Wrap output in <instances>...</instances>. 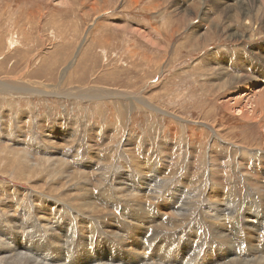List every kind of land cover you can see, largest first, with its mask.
Masks as SVG:
<instances>
[{"label":"rangeland","instance_id":"374dc122","mask_svg":"<svg viewBox=\"0 0 264 264\" xmlns=\"http://www.w3.org/2000/svg\"><path fill=\"white\" fill-rule=\"evenodd\" d=\"M221 1L39 0L35 4L31 3L32 0H0V229L7 230L9 237L16 229L20 237L25 235L23 239L26 240H9L12 248L18 245V250H29V257L40 264H51L56 254L49 250V234L44 237L45 233L35 224L37 214L46 219L57 212L61 220L71 218L75 224L77 220L69 218L67 214L71 211L64 206L59 209L49 206L51 210L41 212L47 207L42 198H59L60 202L74 207L72 212L75 213V207L84 197L83 191L91 194L96 206L108 209L115 235L106 238L116 237V223H124L123 218H127L128 222L129 219L134 220L132 212L136 209L135 204L130 206L114 200L116 194L113 191L118 190V181L129 173L132 175L129 181H142L145 169L153 166V170L161 171L160 178L168 180L155 195L154 203L146 204V212L149 210L154 216H161L164 212L169 214L170 211L163 207L170 198L182 208L187 202V195L181 193L180 188L197 194L194 202L186 206L189 216L171 225L168 215V230L162 225L165 230L160 228L157 230L159 234L153 238L188 235L195 243V248L186 251V256L193 257L192 260L195 249L205 244L231 250V243L237 237L238 240L244 239L240 244L236 242L237 251L244 256L245 253L239 249L245 247L241 244L245 243L246 236L241 232L257 242L255 252L264 251V234H260L264 232L261 222L264 220V112L245 120L236 110L227 108L240 103L238 109L250 112L246 108L250 98L247 95L264 91V84L249 78V69L254 66L259 69L257 74L264 75V11L260 9L250 18L258 26L256 33L253 28L245 26L243 19L228 30L234 25L231 14L237 16L241 12L235 9L237 13H234ZM231 1L228 0V3L238 5ZM261 7H264V2ZM261 14L262 23H259ZM234 28L245 32L244 35L231 39L229 32ZM252 53L261 54L260 59ZM248 65L250 68L247 71ZM236 77L240 79L236 80ZM76 89H85V92L76 93ZM98 89L109 94L98 93ZM115 91H118L117 94ZM81 95L85 96L77 97ZM246 122L251 124L246 125ZM202 129L207 132L197 139ZM243 131L247 134L249 131L248 141H244ZM59 132H66V135L57 138L55 134ZM231 132L237 135L236 138H228ZM49 133L53 135L48 137ZM218 138L230 139L232 144L252 149V153L247 154L244 169L237 167L232 171L224 166L237 156L230 157L231 150L220 151L219 156L215 149L210 151V145L218 142ZM16 141L17 144L14 143ZM49 142H53L52 145ZM6 148L30 154L31 162L59 156L66 165L51 172L46 169V172L34 177L36 180L18 179L19 172L13 162L10 161L6 170L2 164L3 155L9 153ZM210 152L214 162H210ZM208 162L215 164V176L210 179L221 185L220 192L224 194L223 201L226 203L224 210H228L222 230L228 238L227 243L213 234L208 223L215 202L214 189L210 190L211 183L208 182ZM102 166L105 168L101 169ZM66 167H69L68 170ZM83 172L88 173H84L88 177ZM150 177L158 178L155 175ZM107 179L113 189L108 187L109 183L102 182ZM157 185L155 181L152 187ZM33 188L36 193H31L35 191ZM117 192L122 193L120 190ZM109 196L112 201L107 205L105 200ZM10 201L14 202L12 208L5 206ZM158 206H162V213ZM26 212L29 213L26 215ZM229 212L232 214L228 215ZM246 212L248 214L244 218ZM135 215L140 222L137 232L143 234L147 228L143 226L148 225L151 219L148 215L147 218ZM22 220L37 228L18 230L21 224L14 228L12 222ZM254 220L259 223L252 225ZM53 224L67 227L56 222ZM33 231L40 233V237ZM86 231L95 232L89 226ZM0 236L5 240L4 235ZM4 240L0 241L3 245ZM145 240L148 241V238ZM4 246L6 248L2 249V253L5 250L7 253L10 249ZM223 248L213 251L215 254L212 250L208 252L212 258L222 257L224 260L228 255ZM197 253H200V259L207 255L205 252Z\"/></svg>","mask_w":264,"mask_h":264},{"label":"bare ground","instance_id":"6f19581e","mask_svg":"<svg viewBox=\"0 0 264 264\" xmlns=\"http://www.w3.org/2000/svg\"><path fill=\"white\" fill-rule=\"evenodd\" d=\"M39 0H32L31 3H35L37 4ZM235 1V3H237V6H234L231 3H228V0H222L221 3H225L231 11H234L235 9H239V11L241 12L239 15V12H235L237 13V16L235 14H231V18L234 22V25L229 26L228 30L230 27H234L235 25H237V23L239 21H241L242 19L244 20V22L246 23L245 26H248V29L253 28V30L257 31L258 26L256 27V25L254 23H252L251 21V17L252 14L254 12H258L260 9H262L264 11V7H261L262 3L264 2V0H233ZM231 1V2H233ZM139 2V1H138ZM44 4V3H43ZM64 4V3H63ZM204 4V3H203ZM225 7V5H223ZM207 7V6H205ZM97 8V6H96ZM157 8V7H156ZM184 8V7H183ZM187 9V8H186ZM222 9V8H221ZM226 10V9H225ZM185 12V10H183ZM190 11V10H188ZM209 11V10H208ZM194 12V11H193ZM229 12V11H228ZM187 13V12H186ZM204 13V12H202ZM233 13V12H232ZM257 14V13H256ZM205 15V13H204ZM221 15V13H220ZM240 16V17H239ZM263 14L260 15V18L258 19L259 23H262V18ZM202 17V16H201ZM206 17V16H205ZM212 17V16H211ZM225 17V16H224ZM192 18V17H191ZM203 18V17H202ZM221 18V17H220ZM221 19H219L220 21ZM229 20V19H228ZM186 21V20H185ZM210 21V20H209ZM208 21V22H209ZM222 22V21H221ZM192 23V22H190ZM229 23V22H228ZM215 25V24H214ZM244 25V24H243ZM202 26V24H201ZM223 26V25H222ZM199 27V26H198ZM219 27V26H218ZM184 28V27H183ZM215 28V26H214ZM217 28V27H216ZM224 28V26L222 27ZM240 29V27H238ZM185 29V28H184ZM239 29L234 28V29H230V34L229 37L231 39H236L238 37H241L244 35L245 32H241L239 31ZM243 29V28H242ZM143 29H141L140 31H142ZM227 30V29H226ZM195 32L198 30H194ZM192 31V33L194 32ZM140 32V33H141ZM172 32V31H171ZM199 32V31H198ZM220 31L218 30V33ZM203 33V32H201ZM221 33V32H220ZM144 35V33H142ZM210 34V33H209ZM206 35V32H205ZM145 36V35H144ZM197 37V36H196ZM199 37V36H198ZM201 37V36H200ZM146 38V37H145ZM253 55H258V58L260 59L261 54L259 53H252ZM254 57V56H253ZM257 58V57H255ZM250 65H248L247 67V71ZM210 69V68H209ZM252 71H251V70ZM250 75L249 78H251L253 81L255 82H261V84H264V75L262 74H257L259 69H257V67H253L250 68ZM215 70V69H214ZM213 70V71H214ZM257 72V73H256ZM217 73H219L217 71ZM221 73V72H220ZM207 74V73H206ZM214 76V75H213ZM222 76V75H221ZM219 76V77H221ZM231 76V75H230ZM228 78V77H227ZM225 79V78H224ZM240 79L239 77H236V80ZM217 80V84H218V79ZM248 80V79H247ZM221 81V78H220ZM223 81V79H222ZM228 81V80H227ZM241 81V80H240ZM62 82V81H61ZM60 82V84H61ZM65 82V81H64ZM215 82V81H214ZM213 82V83H214ZM63 83V82H62ZM209 83V82H207ZM211 83V82H210ZM209 83V84H210ZM223 83V82H222ZM232 83V82H231ZM236 83V82H235ZM2 84V83H1ZM7 84V83H6ZM202 84V83H201ZM220 84V83H219ZM226 84V83H225ZM244 84V83H243ZM252 84V83H251ZM3 85V84H2ZM70 85V84H69ZM6 85L4 84V87ZM211 86V85H210ZM225 86V85H224ZM57 87V86H56ZM215 87V85H214ZM213 87V88H214ZM236 87V86H235ZM22 88V87H21ZM29 88V87H28ZM35 88V87H34ZM73 88V87H72ZM97 88V87H96ZM102 88V87H101ZM219 88V87H218ZM225 88V87H223ZM222 88V89H223ZM230 88V87H229ZM3 89V88H2ZM26 89V88H25ZM59 89V88H58ZM57 89V90H58ZM154 89V88H153ZM235 89V88H234ZM238 89V88H237ZM1 90V89H0ZM53 90V89H52ZM83 90V89H82ZM82 90H78L76 89V93L77 91H82ZM85 90V89H84ZM83 90V91H84ZM89 90V89H87ZM110 90V89H108ZM107 90V91H108ZM112 90V89H111ZM206 90V89H205ZM221 90V89H220ZM263 90V89H260ZM4 91V90H2ZM6 91V90H5ZM48 91V90H47ZM207 91V90H206ZM51 92V91H50ZM58 92V91H57ZM85 92V91H84ZM83 92V93H84ZM90 92V90H89ZM96 92H100L103 94H106L108 92H102V90H97ZM116 92V91H115ZM114 92V93H115ZM118 92V91H117ZM117 92L115 94H117ZM260 94L256 93L252 94V95H247L250 96L249 100H248V104H247V109L249 108L250 110V114L248 112H246V109H238V105L240 103L235 104V106L230 105L231 107L227 106L228 110L229 109H234V111L236 110L237 113L242 117V119L245 120H249V119H253V117H256L257 113H260V115L263 114L264 112V91H259ZM11 93V92H10ZM47 93V92H46ZM55 93V92H54ZM111 93V92H110ZM121 93V92H120ZM254 93V92H253ZM62 94V93H61ZM69 94V93H68ZM73 94V93H72ZM91 94V93H89ZM87 94V96L89 95ZM109 94V93H108ZM113 96V93H111ZM114 94V95H115ZM119 94V93H118ZM207 94V93H206ZM217 94V93H216ZM248 94V93H247ZM74 96L76 95L75 93L73 94ZM126 95V94H125ZM131 95V94H130ZM52 96V95H51ZM85 95H81V96H77V97H84ZM109 96V95H108ZM117 96V95H115ZM121 96V95H120ZM124 96V95H122ZM127 96V95H126ZM136 96V95H135ZM245 96V94H244ZM68 97V96H67ZM76 97V96H75ZM119 97V95H118ZM133 97V96H132ZM140 97H142L140 95ZM89 98V97H88ZM90 98H92L90 96ZM130 98V96L128 97ZM139 98V97H138ZM78 99V98H77ZM112 99V98H110ZM114 99V98H113ZM144 99V98H143ZM243 99V98H242ZM246 99V98H245ZM71 100V99H70ZM108 100V99H107ZM121 101V99H119ZM145 100V99H144ZM119 101V102H120ZM126 101V100H125ZM147 101V100H146ZM102 102V101H101ZM113 102V101H112ZM118 102V101H117ZM124 102V101H123ZM140 102V101H139ZM128 103V101H127ZM164 103V102H163ZM166 103V102H165ZM131 104V103H130ZM135 103H133L134 105ZM139 104V103H138ZM152 105V104H151ZM131 106V105H130ZM145 106V105H144ZM150 107V106H148ZM153 107V106H152ZM225 107V106H224ZM145 109V108H144ZM133 110V109H132ZM134 110H135V106H134ZM148 110V109H147ZM151 111V110H150ZM158 111V110H157ZM132 112V111H131ZM153 112V111H152ZM151 112V113H152ZM165 112V110H164ZM130 113V112H128ZM166 113V112H165ZM169 113V112H168ZM150 114V113H149ZM168 115V114H167ZM172 115V114H171ZM161 116V115H160ZM173 116V115H172ZM258 116V115H257ZM264 116V115H262ZM28 118V117H27ZM161 118V117H160ZM173 118V117H172ZM171 118V119H172ZM259 120V119H258ZM74 121H76L74 119ZM180 121V119H179ZM192 121V120H191ZM261 121H262V117H261ZM264 121V120H263ZM181 122V121H180ZM73 123V122H72ZM259 123V122H258ZM98 124V123H97ZM96 124V125H97ZM243 124V123H242ZM246 125H249L251 123L246 122ZM185 125V124H184ZM2 126V125H1ZM60 126V125H59ZM193 126V125H192ZM91 125H90V129H91ZM187 127V126H186ZM189 127V126H188ZM191 127V126H190ZM214 127V126H213ZM67 129V128H66ZM72 129V128H71ZM89 129V132H91ZM109 129V127H108ZM111 129V128H110ZM204 129V128H203ZM200 131L201 133H199V135L197 136V139H199V136H201V134H206L207 131ZM24 130V129H23ZM47 130V129H46ZM92 130V129H91ZM183 130V128H182ZM186 131H188V129H186ZM222 131V130H221ZM236 132V131H235ZM70 133V132H69ZM73 133V132H71ZM79 133V132H78ZM92 133V132H91ZM218 133V132H217ZM10 134V133H9ZM53 135V133H51ZM51 134L49 133L47 136L50 137ZM55 134V133H54ZM129 134V133H128ZM197 134V133H196ZM216 134V132H215ZM249 134V131H248ZM247 131H243V136H244V141H248L247 137H248ZM66 135V132H59L56 133L55 136L57 138H62L63 136ZM14 136V135H13ZM206 136V135H205ZM236 134L234 132H231L228 134V138L233 139L234 137L236 138ZM41 137H44V135H42ZM46 137V136H45ZM71 137V136H70ZM79 137V136H78ZM90 137V136H89ZM221 137V136H220ZM4 138V137H3ZM14 138V137H13ZM12 138V139H13ZM19 138V137H18ZM208 138V137H207ZM1 139V138H0ZM15 139V138H14ZM22 139V138H20ZM43 139V138H42ZM68 139V137H67ZM78 139V138H77ZM76 139V140H77ZM224 139V138H223ZM229 139V140H230ZM250 139V138H249ZM3 140V139H2ZM44 140V139H43ZM73 140H75L73 138ZM129 140V139H128ZM229 140H222L220 138H218V142H212V144L210 145V151H212L213 149H215V151L217 152V156L220 155V151H224L225 150H231L232 154L230 157H234L236 156L235 154H237V156L233 159H231L230 161H227L224 165L227 169L235 171L237 167H239V169H244V166L246 164L245 160L248 159L247 154L252 153V149L247 150V146L246 147H240L236 144H232ZM15 141V140H12ZM20 141V140H19ZM47 141V140H45ZM52 141V140H51ZM213 141V140H212ZM221 141V142H220ZM65 142V141H64ZM70 142V141H68ZM6 143V142H5ZM15 144L18 143V141L14 142ZM13 143V144H14ZM51 143V142H49ZM53 143V142H52ZM51 143V145H52ZM56 143V142H55ZM132 143V142H131ZM41 144V143H40ZM59 144V143H58ZM43 145V144H42ZM49 145V144H48ZM60 145V144H59ZM63 145V144H62ZM67 145V144H66ZM72 145V144H71ZM70 145V146H71ZM124 145V144H123ZM27 146V145H26ZM50 146V145H49ZM61 146V145H60ZM69 145H67L68 147ZM253 146V145H252ZM63 147V146H62ZM65 147V146H64ZM72 147V146H71ZM236 147V148H235ZM23 148V147H22ZM52 148V147H51ZM126 148V147H125ZM90 149V148H89ZM98 149V148H97ZM249 149V148H248ZM8 150V154L3 155V159H1L3 162L2 164H4V169L6 170V167L10 164V161L13 162V166H15L16 170H18L19 175H17L18 179H26L27 181L29 179H35L34 177L37 175H41L43 174V172H46L48 170H53L55 171L58 167H61L63 164L66 165V162L64 160H62L61 158L56 157H50L48 159L45 158V161L40 162H31L30 161V154L28 155L27 153H19V152H13V150L6 148L5 151ZM33 150V149H32ZM92 150V149H91ZM94 150V149H93ZM101 150V149H100ZM103 150V149H102ZM107 151V148L105 149ZM206 151V150H205ZM93 153V151L91 152ZM107 153V152H106ZM109 153V152H108ZM205 153V152H204ZM104 154V153H103ZM111 154V153H110ZM211 152L209 154V158L211 159L210 162H214L213 157L211 156ZM227 154V153H226ZM10 155V156H9ZM17 155V156H15ZM202 155V154H201ZM206 155V154H205ZM230 155V152H229ZM29 156V157H28ZM98 156V155H96ZM33 157V156H32ZM45 157V156H43ZM100 157V156H98ZM104 157V156H103ZM106 157V156H105ZM109 157V155H108ZM107 157V158H108ZM205 157V156H204ZM203 157V158H204ZM238 157V158H237ZM40 158V157H39ZM93 158V157H92ZM202 158V157H201ZM239 158H241V160H239ZM35 159V158H34ZM225 159V158H224ZM227 159V158H226ZM67 160V159H66ZM108 160V159H107ZM101 161V160H98ZM97 161V162H98ZM205 161V160H204ZM203 161V162H204ZM209 161V160H208ZM107 162V161H105ZM109 162V161H108ZM208 162V166L210 169L209 174V178H208V182L209 184L211 183V187L210 190H213L214 193V197L215 198V202L212 204L213 205V210L211 211L212 215L210 217H208V223L213 231V234L223 243H227L228 242V238L227 236L223 233V227H224V219L226 218V212L224 209L226 208V203L223 201V196L224 194H222L220 192V190H222L221 185L218 183H215L212 181V179H210L212 177V175L215 176V169L213 170V166L215 164H212ZM103 163V162H102ZM109 164V163H108ZM260 164V163H259ZM200 165V164H199ZM68 166V165H67ZM100 166V165H99ZM105 166V165H104ZM223 166V167H224ZM107 167V165H106ZM229 167V168H228ZM12 168V167H11ZM69 168V167H68ZM68 168L66 167L65 169L68 170ZM105 168V167H104ZM103 166L101 169H104ZM123 168V167H122ZM121 168V169H122ZM60 169V168H59ZM87 169V168H86ZM99 169V170H101ZM119 169V168H118ZM260 169V168H259ZM125 170V169H124ZM162 170V168L160 169ZM9 171V170H8ZM72 171V170H71ZM105 171V170H104ZM113 171V170H112ZM111 171V172H112ZM118 171V170H117ZM120 171V170H119ZM259 171V170H257ZM88 172V171H87ZM93 172V171H91ZM116 172V171H115ZM166 172V171H165ZM86 172H83V174ZM89 173V172H88ZM86 173V174H88ZM95 173V171H94ZM106 173V172H105ZM119 173V172H118ZM69 174V173H68ZM67 174V175H68ZM84 174V175H86ZM124 174V173H122ZM7 175V174H6ZM72 175V173H71ZM107 175V174H105ZM104 175V177H105ZM113 175V174H112ZM144 180L143 178L141 179L142 181L139 182H131L129 181L132 177L131 173L124 174L122 178H120V180L118 181V190L117 191H122V193L117 192L116 190H114L113 192L116 194L114 196H116L114 198L124 202L128 205L130 204H135L136 209H134V211L132 212L134 214V220L133 219H129L130 222L126 221L128 220L127 218H123V222L120 223H116V237H112L111 239H107L106 236H114V231H113V219L109 218L108 216L111 215L108 211V209L106 210H102L101 207L96 206L94 201H92L91 198V194L88 192H84L82 194H84V197H82L80 199V202L77 206V208L75 207V213L72 212L73 208L70 207V205L68 203H64L63 201L60 202V200H56L50 196H46L43 199V202L47 205V207L42 208V211H47V210H51L49 206H55V208L59 209L60 206H64L65 208H68L71 211V214H67L70 217H75L77 220V224L73 223V221L70 219H67L64 221V219L61 220V217L57 214V212H53L54 216L52 217V215H49L48 218L44 219L43 217L39 216L37 214V220L35 222V224L39 225L42 232L45 233L47 240H48V246H49V250L53 251V253H55L56 255L54 256V258L52 259L51 264H264V251L260 250L258 252L254 251L255 245L257 244V242L249 239L247 237V235L245 234V232H241L243 233L246 238H245V243L241 244L244 245L245 247L243 249H239L241 252H244L245 255H241L237 249V245L236 242L242 243L244 239L238 240L239 237L236 238V241L231 243V250H225V248H223L222 246L213 248L211 245H209V247L205 244L204 247H201L199 249H195L196 252H205L207 255L203 258L200 259L199 254L200 253H193V256L195 257L193 260L191 258V256H186V254L190 248H195L192 239L189 238L188 235H186L185 237H180V236H175L174 238H168V239H163L164 237H166L165 235H161L158 236L156 238L155 234H159L157 233V230L159 231V229L161 228L163 230L164 227H162V225H165V229L168 230V220H169V216H170V224L171 225H175L177 224L180 220L182 219H186L189 216L188 213V209L186 208V206H189V204H192V202H194L193 200L197 197L196 193H189L186 190H183L182 188H180V192L183 194L187 195V202L185 203V205L181 208L180 206H177L172 199H168L167 205L166 207H163L165 210L170 211L169 214H167L166 212H164L163 215L161 216H154L152 213H149L148 211H145V206L148 203L153 204L156 197L155 195H158V192L160 191V188H163L166 185V182L168 180V178H160L161 177V171L159 170H153V166L150 167L149 169H145L144 171ZM150 175H155L158 178H152L150 177ZM87 176V175H86ZM122 176V175H121ZM166 176V175H164ZM85 177V176H84ZM88 177V176H87ZM119 177V175H118ZM61 178V177H60ZM58 178V180L60 179ZM86 178V177H85ZM102 178V177H101ZM110 178V177H109ZM108 178V179H109ZM15 179V178H14ZM50 179V178H49ZM89 179V178H88ZM87 179V180H88ZM106 179V178H105ZM107 180H103L102 182H106L108 184V187L111 186V182H109ZM151 179L150 183L149 180ZM154 179V180H153ZM36 180V179H35ZM43 180V179H42ZM85 180V179H84ZM82 181V179H81ZM90 181V180H89ZM116 181V180H115ZM155 181H157L158 185L157 187L153 188L152 185L155 183ZM52 182V181H51ZM86 182V181H85ZM38 183V182H37ZM79 183V182H78ZM152 183V184H151ZM55 184V183H54ZM57 184V183H56ZM60 184V183H59ZM83 184V183H81ZM80 184V185H81ZM86 184V183H85ZM116 184V185H117ZM113 185V184H112ZM76 186V184H75ZM74 186V187H75ZM84 186V185H82ZM66 187V186H65ZM71 187V186H70ZM106 187V186H105ZM105 187H101V189L105 188ZM117 187V186H116ZM151 187V188H150ZM132 188V189H131ZM150 188V189H149ZM34 189V188H33ZM39 189V188H37ZM58 189V188H57ZM80 189V188H79ZM107 189V188H105ZM113 189V188H112ZM136 189H138V193H135ZM157 189V190H156ZM259 189V188H258ZM35 190V189H34ZM83 190V188H82ZM257 190V189H256ZM37 190H35L34 192L31 193H36ZM40 191V190H39ZM111 191V190H110ZM178 191V190H177ZM176 191V196L178 194V192ZM59 192V191H58ZM56 191V193H58ZM64 192V191H63ZM106 192V191H105ZM53 193V192H52ZM55 193V194H56ZM39 194V193H38ZM61 194V193H60ZM105 194V193H104ZM122 196H121V195ZM148 194V195H147ZM64 195V194H63ZM71 195V193H70ZM32 196V195H31ZM35 196V195H34ZM33 196V197H34ZM75 197V196H74ZM111 196H109L107 198L106 204L109 205L111 203L112 200H110ZM209 197V196H208ZM35 198V197H34ZM40 198V197H39ZM100 198V197H99ZM31 199V198H30ZM103 199V198H101ZM126 201H124V200ZM217 199V200H216ZM75 201V199H74ZM79 201V200H78ZM165 202V201H164ZM70 203V202H69ZM17 204V203H16ZM19 204V203H18ZM101 204V202H100ZM165 204V203H164ZM162 204V205H164ZM8 208H12L14 206V202L10 201L9 203H7V205H5ZM36 206V205H35ZM124 206V205H123ZM131 206V205H130ZM139 207V208H138ZM132 208V207H131ZM159 208V212L162 213V206H158ZM208 209H210V207H207ZM20 209V208H19ZM54 209V208H53ZM104 209V208H103ZM41 210V209H40ZM136 210V211H135ZM200 210V209H199ZM18 211V210H17ZM78 211V212H77ZM64 212V211H63ZM20 213V212H19ZM29 212H26V215ZM149 213V215H148ZM60 214V213H59ZM121 214H124V210L122 211L121 208ZM145 215V217L147 218V215L150 217V222L148 223V225H144L143 228H146V230L144 231L143 234H140L137 232L138 227L140 226V222L138 221L136 215ZM229 214H232V212H229ZM247 212L244 214V218L247 216ZM101 215V216H100ZM103 215L105 218H103ZM131 215V213L129 214ZM169 215V216H168ZM214 215V216H213ZM100 216V217H97ZM166 216V217H165ZM13 217V215H12ZM29 217V216H28ZM97 217V218H96ZM35 218V217H34ZM109 218V219H108ZM165 218V220H164ZM232 219V215H230V217ZM8 219V218H7ZM164 220V221H163ZM34 221V220H33ZM163 221V223H162ZM54 222H56L57 224H62V225H67L66 228L62 227V226H54ZM264 225V220L261 221ZM260 222V223H261ZM14 223V228L16 226H18V224H21L22 227L21 229L18 230H24L26 228H37L34 225H30L28 221H21V222H12ZM160 223L159 226H157L156 228L154 227V225ZM259 222L257 220H254L252 222L253 224H258ZM251 225V226H252ZM91 227L95 232L93 231H86V227ZM68 227H70V232L68 231ZM164 229V230H165ZM22 230V231H23ZM31 230V229H30ZM163 230V231H164ZM10 231V230H9ZM26 231V230H25ZM32 231V230H31ZM8 232L5 229H0V234L4 235L3 237H6L5 240H7L9 242V240L14 239L15 241H22V242H26L25 239H23V236L25 237L24 234H22V236L20 237L19 234L17 233L16 229L15 231H11L13 232V236L9 237L8 236ZM34 232V231H33ZM152 232L154 235H152ZM35 233V232H34ZM241 233H239L238 235H241ZM36 236L40 237V233H35ZM103 238L99 239V236ZM261 235L264 234V232H260ZM147 235V236H146ZM43 237V238H44ZM75 237V238H74ZM151 239H150V238ZM41 238V239H43ZM148 238V241H146L145 239ZM2 240H4L2 238V236H0V241L2 242ZM4 240V245H6L8 247V249H10L7 253L6 250L5 252L2 253V249L6 248L3 244H1L2 246L0 247V264H40L39 262L35 261L33 258L29 257L30 251L27 249H24V251L18 250V245L14 248H12V244L9 242V244ZM117 240V241H116ZM238 240V241H237ZM203 242V241H202ZM262 242H264V239L262 240ZM262 242L260 244H262ZM198 243V242H197ZM239 245V246H241ZM197 246V244H196ZM212 247V248H211ZM39 249V247H37ZM219 248H223L225 254L228 255L227 259H222L218 258L215 259L214 257H211V253L209 254V250H212V253L215 254L216 252L213 251H217ZM14 253V254H11ZM191 252V251H190ZM188 255V254H187ZM190 255V253H189ZM232 256H236V257H232Z\"/></svg>","mask_w":264,"mask_h":264}]
</instances>
